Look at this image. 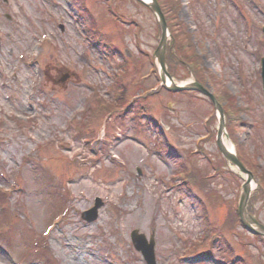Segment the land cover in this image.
Instances as JSON below:
<instances>
[{"label": "rangeland", "instance_id": "1", "mask_svg": "<svg viewBox=\"0 0 264 264\" xmlns=\"http://www.w3.org/2000/svg\"><path fill=\"white\" fill-rule=\"evenodd\" d=\"M173 2L168 17L189 35L205 85L240 110L236 142L258 178L264 0ZM158 32L135 0H0V264H146L133 230L153 237L156 264H234L231 251L236 264H264V239L233 218L245 177L212 168L222 156L206 97L161 91L93 117L98 100L117 102L121 73L123 101L160 88L149 60ZM185 168L205 176V190L182 181ZM96 198L104 205L87 223ZM263 204L254 203L262 222Z\"/></svg>", "mask_w": 264, "mask_h": 264}, {"label": "water", "instance_id": "2", "mask_svg": "<svg viewBox=\"0 0 264 264\" xmlns=\"http://www.w3.org/2000/svg\"><path fill=\"white\" fill-rule=\"evenodd\" d=\"M138 1L152 11L161 28V39L157 47V50L155 51V57L158 63L160 78L162 82L165 84L166 88L168 90H172L175 92L199 91L205 94L206 96H208L212 100L218 118V132L216 139L218 148L221 151L223 157L228 162L233 164L240 173L246 175V182L241 188V194L238 203V213L240 220L243 226L251 234L260 235L264 237V224L260 223L257 219V216L255 214L249 213L247 209L252 191L254 190V185H255L254 176L239 161L235 151V147L231 145V147L228 148L224 143L223 138L224 135L227 133L225 127V116L222 106L218 103L214 95L199 83L187 82L178 85L174 82V80L171 78V76L168 74L166 70V63H165L166 45L170 36V32L168 25L166 23L165 16L162 13L161 7L157 0H138ZM263 80H264V59H263ZM102 205H103L102 201L100 199H96L95 207L87 212H84L82 215L83 219L86 220L87 222L95 221L98 218V209ZM152 240L150 244H147L144 235H140L137 231L132 232V241L136 249L142 252L148 264H155V258L153 252L154 243Z\"/></svg>", "mask_w": 264, "mask_h": 264}, {"label": "trees", "instance_id": "3", "mask_svg": "<svg viewBox=\"0 0 264 264\" xmlns=\"http://www.w3.org/2000/svg\"><path fill=\"white\" fill-rule=\"evenodd\" d=\"M161 8L166 15V19L168 21V24L170 26V29L173 34V41L167 48V64L169 67V72L178 79H185L189 77V75H193L196 80H198L201 83H205V74L203 73V69L200 67L199 58L195 54V52L192 49V43L190 42L189 35L187 34L186 30H183L182 28H179L176 24H172L170 18L168 17L169 14L176 13L177 9L179 8V4L177 2H173V0H158ZM151 61H153V58H150ZM183 67L185 69V76H179L177 74L176 69L178 67ZM217 99L219 102L224 104V112L226 115V122H227V130L230 139L237 147V152L240 160L246 165L254 174L256 172V162L254 158L247 157L244 152L241 150V148L237 145L235 134L239 129V125L242 123L240 119V110L237 108H234L233 102H230L227 97V95H224L222 93H215ZM100 111H102L100 109ZM213 119V118H212ZM212 135V134H211ZM212 164V163H211ZM213 168L216 172H221L220 167L222 165L227 166V162L224 159H221V161L216 162L215 164H212ZM259 184L260 189L259 192L253 196L249 211H253V205L257 201V199H263L264 200V173L261 174L259 177ZM186 179L190 182L191 185L195 186L196 188H199L201 190H205V187L201 186L200 180L202 179L199 174L197 173L196 169L195 171L187 170L186 171ZM208 202L212 207H217L219 205V200H221V197L219 196L217 199L212 198V194H217L215 191H211L210 193H207ZM264 209V204H263ZM235 217V218H234ZM234 221L235 223L240 224L238 220V216L236 213V210L234 211ZM259 238V237H258ZM218 237L216 234L212 235L210 238V241L212 244H214L213 241H217ZM231 258L234 260L236 256H234L233 252L231 251Z\"/></svg>", "mask_w": 264, "mask_h": 264}]
</instances>
